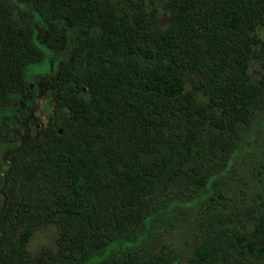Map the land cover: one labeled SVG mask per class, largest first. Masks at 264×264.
<instances>
[{
	"label": "rangeland",
	"instance_id": "374dc122",
	"mask_svg": "<svg viewBox=\"0 0 264 264\" xmlns=\"http://www.w3.org/2000/svg\"><path fill=\"white\" fill-rule=\"evenodd\" d=\"M43 1L0 0V65L9 54L17 59L25 51L38 52L43 59L32 66L36 73L31 80L11 97L7 91L0 93V264H190L193 246L209 230L222 247L215 264H264V257H242L222 236L224 231L230 236L231 229L250 232L253 227L257 177L249 159L255 155L257 137L248 131L264 128V22H254L252 29L228 42L221 15L235 0H74L68 7L72 24L62 21L66 7L44 12L37 6ZM171 27L168 38L175 55L161 48ZM145 31L151 32L158 58L184 70L183 99L202 102L208 109L204 129L181 138L188 135L198 142L193 143L198 151L194 155L209 159L210 167L226 174V191L235 200L210 213L182 207L176 221L139 252L103 251L107 234L93 218L89 197L74 207L55 210L50 205L66 181L56 143L84 140L100 171L110 169L112 141L106 139L107 132L94 128L93 119L114 111L117 126L134 137L125 142V150L144 146L142 107L157 113L168 101L141 87L150 62L129 54L119 42ZM9 70L0 66V80L10 77L5 76ZM68 84L76 88L71 93ZM108 85L118 90L111 99L101 94ZM211 87L214 102L206 95ZM248 115L250 123L244 120ZM169 125L162 136L154 131L159 138L150 141L152 159L166 150L172 154L169 145L185 132L179 123ZM241 143L245 148L230 163L228 154ZM115 160L120 162L118 156ZM152 204L148 199L125 208L107 224L106 233H130ZM25 228L31 234L22 246L19 237Z\"/></svg>",
	"mask_w": 264,
	"mask_h": 264
},
{
	"label": "trees",
	"instance_id": "16d2710c",
	"mask_svg": "<svg viewBox=\"0 0 264 264\" xmlns=\"http://www.w3.org/2000/svg\"><path fill=\"white\" fill-rule=\"evenodd\" d=\"M43 2V6L38 3L37 6L44 12L62 10L66 7L62 21L72 24V15L68 7L74 0ZM263 12L264 0H235L233 6L228 7L221 15L222 31L226 41H233L247 29L248 31L252 29L254 22L255 24L259 21L264 22ZM173 28L167 31L161 43L162 50L170 55H175L172 42L168 38ZM151 38V32L145 31L119 42L129 54L150 62L141 78V87L148 95L168 101L167 104L164 103L159 107L157 113L153 110L148 112L142 107L140 115L144 120L145 131L141 138L145 139L144 146L141 149L137 146L133 151L125 150V142L133 141L134 137L130 134L124 135V128L120 129L117 126L118 113L114 111L97 114L93 119L94 128L107 132L106 139L112 141L115 155L111 159L110 169L100 171L88 152V143L84 140L77 139L75 145L56 143L58 155L65 166L66 181L53 195L50 205L55 210L74 207L83 198L89 197L93 218L96 219L98 227L107 234L103 251L118 252L119 250L132 253L143 250L152 242L157 232L176 221L179 216L178 211L182 207L205 209L210 213L212 209L222 210L226 204L234 205L232 202L235 200V195H228L226 191L225 186L228 184V179L224 177L226 174L217 167H210L209 159L204 160L195 156L194 153L198 151H195L193 143L198 144V142H194L188 136L191 132L196 134L198 130L204 129L208 109L202 102L187 103L183 99L186 90L184 70L173 61L158 58V52L150 42ZM24 53L17 59L13 54L12 56L9 54L8 58H2L0 66L10 69V75H5L10 77L0 80V93L7 91V95L11 97L13 92L19 89L20 84L31 80L36 73L31 71L32 66L41 65L43 59L38 52ZM248 60L244 55L243 61L247 63ZM30 86L31 83L28 84L29 88ZM75 89L73 84L67 85L68 92L71 93ZM214 92L212 87L206 92L211 102H214ZM101 94L111 99L118 95V90L108 85L103 88ZM244 120L246 123L251 122L249 115ZM170 123L171 127L175 123L185 126V132L181 131L179 138H175L177 141L169 145L173 150L172 154L166 150L152 159L149 144L152 139L159 138L154 137V131H157L158 136H162L163 132L169 129ZM187 132L188 135L181 138L182 134ZM248 132L253 139L257 137L252 148L255 155L249 159L254 162L253 177H257L254 181L257 189L254 198L256 201L253 202L254 207L251 209L253 227L250 232L231 229L233 235L230 236L224 231L222 236L239 251L242 257L253 255L262 258L264 257V128L253 126ZM241 148H245L244 143L239 144V147L236 144L232 147L227 158L230 163ZM117 156L119 163L115 160ZM189 161H192L193 165L187 163ZM148 199L153 203L152 207L144 213L141 223L133 231L125 235L106 233L107 224L114 216L125 208H132L140 201ZM30 234V229L23 230L19 237L22 246L26 244ZM208 238H211V241H208ZM220 248H222L220 243L212 239V230L206 231L201 242L193 246L189 263L215 264L220 256Z\"/></svg>",
	"mask_w": 264,
	"mask_h": 264
}]
</instances>
